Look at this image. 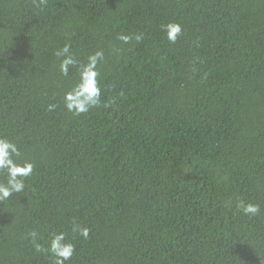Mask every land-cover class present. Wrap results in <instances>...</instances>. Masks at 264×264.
Segmentation results:
<instances>
[{"label":"trees","instance_id":"obj_1","mask_svg":"<svg viewBox=\"0 0 264 264\" xmlns=\"http://www.w3.org/2000/svg\"><path fill=\"white\" fill-rule=\"evenodd\" d=\"M65 44L104 53L80 115ZM0 137L34 165L0 201V264H54L33 230L66 234L65 264H264V0H0Z\"/></svg>","mask_w":264,"mask_h":264},{"label":"clouds","instance_id":"obj_2","mask_svg":"<svg viewBox=\"0 0 264 264\" xmlns=\"http://www.w3.org/2000/svg\"><path fill=\"white\" fill-rule=\"evenodd\" d=\"M41 2H44V0H41ZM162 30L167 33V39L171 43H175L178 36L182 34V27L179 23L163 25ZM118 39L128 42L130 37L120 35ZM141 39L142 36L138 34L136 40L139 42ZM70 48V44H65L56 50L55 55L62 57L59 67L61 74L64 76L69 74L70 66H79L78 82L71 90L64 93L63 102L69 112L80 115L89 112L90 109L98 107L102 103V89L97 79L99 76L97 65L104 60V53L98 50L88 56L86 63L80 64L70 53ZM55 107L56 105L50 104L48 111H53ZM18 157H20V151L17 145L6 137H0V175L6 177V182H0V201L10 198L13 194L22 193L25 188V178L33 173V163L26 160L18 162ZM236 207L246 216H256L260 212L259 204L244 202L243 200L238 201ZM72 231L87 239L90 229L74 224ZM29 237L37 252L47 251L55 257L54 264H65V261L70 260L74 254L75 246L66 241L64 232L53 233L47 249L36 243V231H31Z\"/></svg>","mask_w":264,"mask_h":264}]
</instances>
